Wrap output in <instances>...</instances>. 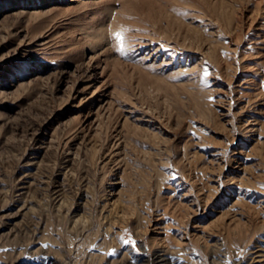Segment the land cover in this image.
Wrapping results in <instances>:
<instances>
[{
    "label": "rangeland",
    "instance_id": "374dc122",
    "mask_svg": "<svg viewBox=\"0 0 264 264\" xmlns=\"http://www.w3.org/2000/svg\"><path fill=\"white\" fill-rule=\"evenodd\" d=\"M0 264H264V0H0Z\"/></svg>",
    "mask_w": 264,
    "mask_h": 264
},
{
    "label": "snow or ice",
    "instance_id": "6c2138e0",
    "mask_svg": "<svg viewBox=\"0 0 264 264\" xmlns=\"http://www.w3.org/2000/svg\"><path fill=\"white\" fill-rule=\"evenodd\" d=\"M117 40V51L120 52L122 55L124 54V48H123V38L122 34L120 32H117L114 34ZM205 76H207V72L204 73ZM124 243H132L130 240H125Z\"/></svg>",
    "mask_w": 264,
    "mask_h": 264
},
{
    "label": "bare ground",
    "instance_id": "6f19581e",
    "mask_svg": "<svg viewBox=\"0 0 264 264\" xmlns=\"http://www.w3.org/2000/svg\"><path fill=\"white\" fill-rule=\"evenodd\" d=\"M115 22V21H114ZM111 25V24H110ZM101 28V27H100ZM95 38V37H94ZM159 249V248H158ZM164 250H166V249H164ZM154 254H156V253H154ZM158 255V254H157ZM161 255V254H160ZM258 256V255H257ZM160 257V256H159ZM162 258V257H161ZM157 262H158V260H157Z\"/></svg>",
    "mask_w": 264,
    "mask_h": 264
}]
</instances>
